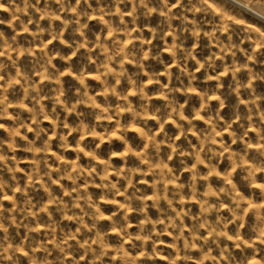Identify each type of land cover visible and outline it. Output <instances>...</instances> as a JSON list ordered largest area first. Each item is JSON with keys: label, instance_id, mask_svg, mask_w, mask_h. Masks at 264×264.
<instances>
[{"label": "rangeland", "instance_id": "1", "mask_svg": "<svg viewBox=\"0 0 264 264\" xmlns=\"http://www.w3.org/2000/svg\"><path fill=\"white\" fill-rule=\"evenodd\" d=\"M0 264H264V0H0Z\"/></svg>", "mask_w": 264, "mask_h": 264}]
</instances>
